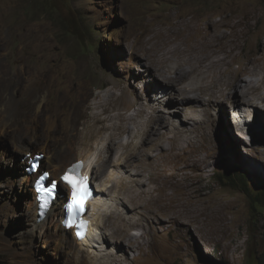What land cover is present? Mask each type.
<instances>
[{"label": "rangeland", "instance_id": "obj_1", "mask_svg": "<svg viewBox=\"0 0 264 264\" xmlns=\"http://www.w3.org/2000/svg\"><path fill=\"white\" fill-rule=\"evenodd\" d=\"M241 1L247 6L253 4L264 13V0H0V85L2 88L5 85L4 89L0 86V264H82L84 259L76 251L70 252L67 259L56 255V241L49 236L50 228L44 236V233H34L28 225L26 203L34 202L35 175L30 176L25 187L18 182L27 166L26 155L19 152L20 147L26 142L36 143L38 148L34 152L44 156L41 152L47 144L59 151L67 148L56 141L76 128L84 131L89 124L86 116L80 118L85 97L94 102L99 100L98 95L110 93L112 99L118 100L116 112L136 116L131 103L138 100L139 95L155 98L159 92L170 91L166 84L176 85L167 83L173 77L172 72H167L159 76L158 85L152 90L154 84L148 66L158 71L153 59L162 53L163 46L159 38L150 40L153 35L148 31H169L176 22L193 17L204 29L206 21L213 29L232 24L237 11L244 6ZM260 23L248 36L241 58L246 57L244 53L257 49L264 16ZM223 30L230 32L226 27ZM175 64L173 61L168 67ZM239 66L234 64L236 69ZM113 80L117 84H111ZM220 89H223V97H219ZM210 91L215 94V102L209 112L204 113L201 130L210 135L214 151L206 164L197 162L203 160L205 154L197 156L195 161H184L181 166L187 168V173L178 178L183 191L170 190L168 195L169 199L174 194L181 198L191 185L192 201L197 198L202 201L198 205L201 216L191 215L186 205L183 206L185 218L180 222L165 218L156 208L133 210L128 193L120 192L121 187H116L114 181L108 182V188L112 186V199L105 211L110 213L113 209L122 213L127 220L124 228L134 223L145 225V229L132 231L138 236L144 234V239L135 251L119 253L102 242L97 251L99 257L109 256V260H113L116 254L121 264H264V208L257 202L264 186V137L254 134L252 139L248 136V141L245 140L229 115L232 101L252 98L253 104H259L264 103V97L245 99L241 91L239 96H233L230 91L225 93V86H212ZM145 103L149 104L146 100ZM174 103L172 107L177 110V116L171 120L182 126L190 111ZM159 108L165 114V108ZM261 121L264 122V118ZM129 126L134 127V123L130 121ZM151 127L153 123L143 131L148 132ZM144 132L141 139L133 141L132 148L125 145L132 142L128 134L110 141L115 142V156L117 152L126 158L139 153L141 146L149 141L150 134L145 136ZM200 137L198 144L201 140L204 142ZM102 139L100 135L87 138L85 144L73 145L71 154L86 151L94 143L101 150ZM168 141H165L166 147H169ZM34 152L27 155L32 156ZM115 156L105 165L107 170L104 168L103 175H99L98 183L93 182L96 188L109 181ZM145 157L146 154L141 158L149 159L148 154V158ZM124 158L120 164L126 162ZM54 162V158L49 161ZM193 165L194 169H190ZM46 168L51 169V166L44 162L43 169ZM127 169L123 167L117 174L125 185L130 187L135 179L148 182L137 174L136 168ZM202 169L205 170L201 172ZM58 183L59 188L62 187L63 184ZM168 200L162 212L172 203ZM108 217L105 214L101 226L108 225L110 234L109 222L116 224V221ZM90 261L96 262L94 258Z\"/></svg>", "mask_w": 264, "mask_h": 264}, {"label": "bare ground", "instance_id": "obj_2", "mask_svg": "<svg viewBox=\"0 0 264 264\" xmlns=\"http://www.w3.org/2000/svg\"><path fill=\"white\" fill-rule=\"evenodd\" d=\"M241 3L243 2L241 1ZM244 4L246 3H243V5ZM263 14L264 13L261 9H257L256 6L254 8L253 4H250L248 6H242V8L237 11L234 16L235 22L231 24L229 22L231 20H229L227 22L230 24L216 26L214 29L209 26V21H206V29L202 28L199 24L200 22L197 23L198 19L196 17L188 19L183 18L181 21L176 22L174 24L175 27H173L174 30L169 29V31L164 32L160 29V31L150 29L148 34L153 35L150 40L153 41L156 38H159L163 46L162 53L158 58L153 59L154 61L152 60L153 65L158 66V71H155L152 66H148L151 76L150 80H153L154 84L152 85L154 86L152 90L155 91V88L158 85L157 79L160 80L159 76L162 77V75H165L167 72H172L173 74L171 81L167 83L176 85L173 86L171 84H166L170 91L164 90V92H159L156 94L155 98L154 96L143 97L139 95L140 97H138V100L131 103L132 108L136 109V116L127 117L125 114L116 112L119 110V104L117 103L118 100L112 99L110 93H107L104 96L96 95L99 100H95L94 102H91L85 97L86 99H84V102L81 104L80 118L81 116H86L89 120V124L85 125L84 131H79L76 128L74 132H65V138L60 137V139H56L58 145H62L63 143L67 148L61 149L60 151L55 150V146L52 144H47L43 147L41 153H44L45 156L37 174L41 171H46L50 173L53 181L61 182L60 178L66 170L73 167L81 160L87 165L86 173L90 177L91 182L98 183L100 179L99 175H103L102 173L105 172L103 171L104 168L107 170V166L105 165L111 163V159L116 154L114 151L115 142H109L113 140L117 141V139H120V136L128 134V137L132 142L128 141L125 145L128 144V147L132 148L134 146L133 141H137L143 137L144 127L149 124L152 125V123L153 127L149 128L148 132H144L145 136L150 134L148 137L149 141L147 145H145V143L141 146L139 153H132V155L126 158V156H121L120 152H117L119 154L114 158L116 161L113 162L114 164H111L112 166L109 170V181L97 186L96 190L99 197L90 202V204L95 207V211L92 214L94 228H92L93 232L91 238L88 237L79 242L74 237V231H68L61 226L63 220L62 206L67 199H70L71 197L70 188L63 184V182H61L63 184V189H60L59 194L52 202L46 218L42 222H38L37 220L35 193V203L31 201L26 203L25 213L28 216V225L31 226V230L34 233H40V235L44 232L47 233V228H50L49 236H51L52 240L56 241V243L54 242L56 244L54 248L56 255L69 258L70 252L76 251L77 255L80 253L84 257V259H82V264H121L118 261L116 254L114 255L115 257L113 260H109V256L99 257L97 255L98 249L102 247L100 246L102 245V242L103 244H108L115 248L117 253L135 251L136 248L140 246V242L144 239V234L138 236L132 234V231L135 229H145V225L134 223L128 225L129 228H126L128 226L124 228L127 220L122 213L113 209L110 213H108V211L103 212V210L107 209L108 201L112 199V196L110 195V192H112V186L108 188L109 185H107V183H111V181L115 182L116 187H121L119 189L120 192L124 191L128 193L129 200L132 202L130 205L133 206V210L149 207L156 208L157 211H159V214L166 216L165 218L168 217L174 222H180L185 218V215L183 214V206L186 205L188 206L191 215L193 214L195 217H197L196 215L201 216V211L198 209V205L202 201L199 198L192 201L191 185L188 189L186 187V193L183 194L181 198V195L174 194L169 199L168 195H170V190H173V193L175 191H183L178 185L180 180L178 178L187 173V168L183 165L181 166L184 161H195L197 156L205 154L203 160L197 161L203 165L209 162L210 154L214 151L210 135L206 131L203 133L201 130L204 113H208L213 102H215L213 99L215 94L210 91L212 86H225V93L227 94V91H230V95L233 96H239V91H241L245 99L249 96H252L253 98L254 96L256 98L264 97V28L260 32V40L258 43L256 42L257 49L254 51H248L246 54L244 53L243 56L246 57L241 58L247 38L250 34H253L256 27L261 25L260 22L264 16ZM224 27L228 28L230 32L223 30ZM173 61H176L175 66L169 68L168 65ZM235 63L240 65L238 69L234 68ZM110 82L113 85L117 84L116 80ZM4 87L5 85H3V88L1 86L2 89H4ZM115 87L119 86L116 85ZM220 92L221 95H219V97H223V89H220ZM87 94L89 95V93ZM121 96H125L123 91ZM205 96H209V99L205 98ZM174 99H176V101ZM251 99H247L248 101L244 100L247 102L242 104L249 112L251 111V108H253V105H249L251 103L253 104V99ZM145 100L148 101L149 104H146ZM174 102H178L184 111H190L186 116V122L181 124L182 126L179 124L177 125L171 120L177 116V110L172 107L173 104H175ZM150 104L152 105L150 106ZM160 106L165 108V114L161 113ZM150 110H152L151 114ZM262 111L264 110L262 109ZM249 116L251 117V113ZM258 118L262 120L264 118V113L260 112ZM130 121L134 123V127L129 126ZM249 121L250 122L247 126H253L254 124H252L251 118ZM107 123L111 124L107 125ZM256 123L257 121L255 124ZM165 128L166 131H163ZM52 129V131L55 132L54 128ZM106 133L107 135H105ZM199 133L201 136H199L200 139L204 140V142L201 140L200 144H198L197 141ZM256 134L264 137V124H260L258 131L256 130ZM99 135L103 137L102 140L104 143H102L103 147L101 150L99 149L100 151L98 150L99 146H95L96 144L94 143L86 151H81L78 154L76 153V155L71 154V149L74 148L76 144H85L87 138L93 139ZM248 136L249 135H241V137L247 141ZM150 138L152 139L150 140ZM165 141L169 142V147L165 146ZM36 148H38L36 143L33 144L26 142V145L20 147L19 152L27 156V154L33 153ZM138 150L139 148L137 151ZM144 154H146V157L148 154V160L141 158ZM35 155H39L38 152H34L31 158ZM135 156L139 159H134L136 161H133V157ZM181 156L183 158L185 157V159H182ZM124 157L126 158V162L124 161L123 164H120L119 161L123 160ZM51 158H54V163H49ZM44 162H47V164L51 166V169H43ZM123 167L128 169L129 167L136 168L137 174L142 175L143 178H147L148 182L135 179L132 181L130 187L125 185L123 183V178L117 177L118 172H120ZM194 167L195 166L193 165L190 169H194ZM199 167L200 166H197L196 168ZM82 169L85 168L82 167L80 170ZM204 170L205 169H202L201 172ZM83 173L84 171H81L80 175ZM199 175L201 174L199 173ZM192 177L193 175L191 178ZM30 179L31 177L26 171L25 175L18 179V182L25 187L30 182ZM124 179L128 180V178ZM193 197L195 198V196ZM167 200H171L172 203L162 212L161 210H163ZM121 203L126 204L124 200H121ZM157 213L155 215L156 220L159 219ZM105 214H108V219L111 220L112 218V220L114 219L116 221V224L111 221L109 222L111 227L110 234L108 233L110 231H108V225L105 228L101 226V220ZM191 219L189 221L192 223ZM198 230L199 228L197 231ZM70 238L73 239V243ZM92 258H94L96 262L90 261Z\"/></svg>", "mask_w": 264, "mask_h": 264}, {"label": "snow or ice", "instance_id": "obj_3", "mask_svg": "<svg viewBox=\"0 0 264 264\" xmlns=\"http://www.w3.org/2000/svg\"><path fill=\"white\" fill-rule=\"evenodd\" d=\"M83 167L82 163H77L69 168L67 172L61 176L60 181L67 184L71 189V202L66 207L65 226L69 228L86 229L87 221L81 218V213L86 209V202L90 197V189L88 178L79 175L78 170ZM42 180L48 179V174L44 173ZM58 182L49 181V185L38 182L36 191L39 194V199L46 206L49 198H54L57 190ZM78 235L80 233H77Z\"/></svg>", "mask_w": 264, "mask_h": 264}, {"label": "clouds", "instance_id": "obj_4", "mask_svg": "<svg viewBox=\"0 0 264 264\" xmlns=\"http://www.w3.org/2000/svg\"><path fill=\"white\" fill-rule=\"evenodd\" d=\"M243 103H244V101H242L241 99H238L236 101H233L232 103H229V104H231L230 105V109H229V115H231V117H230L231 118V121H233V123L235 124L234 127L238 130V133H240L242 136L249 135V138L252 139L253 136H254V134H256L254 130L256 128H258V126H260V124H262V123L264 124V122H262L260 120V118H258V114L261 112L262 109L264 110V103H261L260 102L259 104H252V103L249 104V105H253V108H251V111L250 112L247 110V108L244 105H242ZM250 113H251V117L249 116ZM250 118L252 119L251 122L254 125L248 127L247 124L250 122L249 121ZM256 121H257V123L255 124ZM39 155L42 156V159H41V162H42V160L44 158V155L43 154H39ZM39 155H35V156H39ZM29 156L31 157V155H29ZM35 156H33L32 158H34ZM40 165H41V163H40ZM27 166H28V162H27ZM27 166H26V169H27ZM26 169H25V173H26ZM29 176H31V175H29ZM50 178H51V176H50ZM59 189H60L59 186H57L56 196L59 194ZM54 200H55V198H54ZM63 206H62V210H63ZM103 212H105V210H103ZM63 220H64V210H63ZM40 222H42V221H40ZM91 223H92L91 226H89V228L87 229L88 230V235H87L86 238H88V237L91 238L92 237V232H93V229L92 228H94L93 215H91ZM61 226H62V222H61ZM68 231H74V237H75V229L74 228L73 229H70ZM86 238H84V239H86ZM79 242H81V241H79Z\"/></svg>", "mask_w": 264, "mask_h": 264}, {"label": "trees", "instance_id": "obj_5", "mask_svg": "<svg viewBox=\"0 0 264 264\" xmlns=\"http://www.w3.org/2000/svg\"><path fill=\"white\" fill-rule=\"evenodd\" d=\"M228 123L231 124L230 121H228ZM230 178L231 177H229L228 180H230ZM257 202L259 203V206L261 208H264V186L261 187V191L259 192V198L257 199Z\"/></svg>", "mask_w": 264, "mask_h": 264}, {"label": "water", "instance_id": "obj_6", "mask_svg": "<svg viewBox=\"0 0 264 264\" xmlns=\"http://www.w3.org/2000/svg\"><path fill=\"white\" fill-rule=\"evenodd\" d=\"M42 163V162H41ZM59 192H60V189H59Z\"/></svg>", "mask_w": 264, "mask_h": 264}]
</instances>
